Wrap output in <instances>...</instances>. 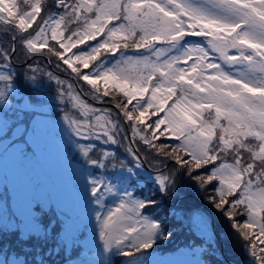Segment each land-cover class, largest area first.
Wrapping results in <instances>:
<instances>
[{
  "label": "snow or ice",
  "instance_id": "1",
  "mask_svg": "<svg viewBox=\"0 0 264 264\" xmlns=\"http://www.w3.org/2000/svg\"><path fill=\"white\" fill-rule=\"evenodd\" d=\"M0 34L8 37L0 40V105L16 92L13 57L23 56L33 73L25 78L46 76L76 114L61 119L93 169L83 186L107 254L100 264L112 255L144 264L146 250L171 238L150 213L184 178L228 219L253 264H264V0H0ZM36 56L71 79L34 66ZM19 107L14 148L27 156L40 145L47 109L28 99ZM145 163L155 170L147 177ZM141 179L155 190L138 195ZM37 209L30 205L26 229H39ZM74 223L50 220L44 238ZM195 223L207 236L206 218Z\"/></svg>",
  "mask_w": 264,
  "mask_h": 264
},
{
  "label": "rangeland",
  "instance_id": "2",
  "mask_svg": "<svg viewBox=\"0 0 264 264\" xmlns=\"http://www.w3.org/2000/svg\"><path fill=\"white\" fill-rule=\"evenodd\" d=\"M51 3L53 4L54 0H49V5ZM51 10L57 11L55 8ZM0 40L6 41L2 38ZM41 57H35L34 66L38 65L43 71H51L55 75H59L61 79H71L66 72L56 67L55 61L49 64L45 57L43 59ZM12 71L17 74L15 82L16 92L10 94L9 105H0V108L3 109V112H0V121H2L0 123V154L14 138L19 137L14 135V130L20 122L19 106L25 99L31 100L33 103H42L46 106L47 111L44 113L43 119L47 121V124L44 127L39 147L37 148L35 145L29 146L27 156H21L14 146L10 153L7 154L6 160L0 156V189L2 190L0 192V207L5 209L4 213L0 215V226L7 230L20 227L26 237H30L31 233H36L44 238L45 227H47L49 222L48 219L53 217H55L54 219L59 217L60 220V217L63 219L74 218L75 223L70 228L71 234L64 232V228L61 227L62 230L57 234L56 248L67 245L64 240L67 237L64 234L68 233L70 236H68L67 251L69 254L73 252L71 241L77 239L76 233L81 230L79 227L84 226L87 222L90 223V236L87 237L88 246L89 248H97L100 240L98 238L99 230L94 219L95 206L89 207L83 186V176L88 172H92L93 169L85 167L83 164V157L79 155L75 148L76 138L71 136L67 126L61 119L64 112H68L69 115L76 114L67 106L61 105L59 100L56 99V85L54 82L49 81L46 76L38 73L36 83H32L25 78L27 75L33 74L28 70L25 57H13ZM73 83L75 82L73 81ZM87 91L88 89L84 88V92L87 93ZM84 99L89 103H94L87 95L84 96ZM32 115L33 113L31 112L24 114L23 122L26 125H28ZM77 118L79 117L77 116ZM116 151L123 159V146L117 148ZM140 155L143 157L147 153L141 149ZM93 158H96V156L93 155ZM149 170L152 171L153 169H151L149 164L145 163V169L141 170L142 175L147 177ZM109 178L113 179L110 174ZM140 181L142 182V179L137 181V183L139 184ZM151 185V181H149L144 187L148 189ZM208 191L210 192L211 188ZM157 198L161 201L160 204L163 208L168 210L175 221H178L182 227L190 226V228L199 229L194 219V216L199 215L206 218L210 232L207 236L203 235L207 243L205 246H189L183 248L179 253L169 254L164 258L152 256V260L149 263L143 259L144 264H155L156 261L158 264H205V262L207 264H216L206 254L210 246L216 249L214 257L219 263L229 261L230 264L233 262H237V264H253V258L249 255L242 241L237 238L228 219L205 199V193L200 191L194 182L184 178L178 184V190L175 195ZM36 203L46 212V215L43 216L41 214L42 217L40 215L36 216L39 229H26V216L30 205ZM45 206L46 208H44ZM83 210L87 211L84 212ZM19 216L23 218V222L17 220ZM212 218L213 222H211ZM169 228L168 230L172 233V236L167 240H161L163 244L168 243L173 239L174 235L176 236L179 233L178 229ZM55 234L53 233L52 235L54 236ZM73 235L75 236L72 237ZM50 238L49 235L44 240L53 245V237L52 239ZM101 245L99 246L100 249L97 248L93 254L87 252L84 255V259L76 264H100V261L106 256ZM7 246L8 243L4 245V248Z\"/></svg>",
  "mask_w": 264,
  "mask_h": 264
},
{
  "label": "trees",
  "instance_id": "3",
  "mask_svg": "<svg viewBox=\"0 0 264 264\" xmlns=\"http://www.w3.org/2000/svg\"><path fill=\"white\" fill-rule=\"evenodd\" d=\"M41 58L43 59V57H41ZM148 174H149V172H148ZM143 181H144V183H142ZM142 182L140 181V183L137 186L138 187L137 188V194H139L140 191H147V188L144 187L146 185L145 180L142 179ZM150 188H152L153 191L155 190L153 185H151ZM165 206L168 208L167 205H165ZM46 211H47V209H46ZM41 214H43V216H45L46 212L41 211L39 209V214L37 213L36 216L38 217V215H40V217H42ZM150 214L153 216L159 217V219L163 220L165 222V224H167V226L170 227L169 229H175V230L178 229L179 230V233L176 236L174 235L173 239H171L168 243L162 245L163 242L161 240H159L157 242V244L153 247L155 250L165 249V247L169 248V249H171L172 247L178 248V247H182V246L197 247V246H205L207 244L205 237L200 235L196 229L190 228V226H183L182 227V225H180L178 223V221H175L174 217L171 216V213L168 212V210H165L161 204L159 205V207L153 209V211ZM54 218L55 217L50 218L48 220L49 221L54 220ZM60 218H61V220H63L62 217H60ZM17 229H19V228H14L13 230H10V232H9V231H7L6 228H3V231L0 232V234L2 236L0 238V260H7L8 262H10L8 260L10 253L12 254L11 261H13L17 257H19L20 259H26L27 264H47L46 262H44L45 260L48 261V264H51L53 262H57L60 260V258L58 257L59 255L55 258L52 257V253L49 252V249H48V248H50L48 242H45L43 245H39L41 243V240L44 239L43 237H41V236L39 237V235H37L36 233H31L30 237H26L24 234H21V231H17ZM68 236H69V234L65 233V237H67L64 239L65 241H68ZM50 237L51 238L53 237V239L55 240V242H54V246H55L57 243L58 235L55 234L53 236L51 234ZM6 243H10V245H9L10 247L8 246L5 249L4 245ZM1 250L2 251L4 250L6 252L2 253ZM61 252L63 253L64 250H62ZM75 253H76V250L74 249L73 254H75ZM54 254L57 255L58 254L57 251L55 253H53V255ZM65 257H66V255L64 254V256L61 258H65ZM120 257H121V255H113L111 257V259L114 261L112 264H121L119 262ZM209 259H212L216 264H230L229 261H226V263L225 262L219 263L214 256H209ZM9 264H11V262Z\"/></svg>",
  "mask_w": 264,
  "mask_h": 264
},
{
  "label": "flooded vegetation",
  "instance_id": "4",
  "mask_svg": "<svg viewBox=\"0 0 264 264\" xmlns=\"http://www.w3.org/2000/svg\"><path fill=\"white\" fill-rule=\"evenodd\" d=\"M0 38L5 39L7 41L8 37L0 34Z\"/></svg>",
  "mask_w": 264,
  "mask_h": 264
},
{
  "label": "water",
  "instance_id": "5",
  "mask_svg": "<svg viewBox=\"0 0 264 264\" xmlns=\"http://www.w3.org/2000/svg\"><path fill=\"white\" fill-rule=\"evenodd\" d=\"M175 203H177V202H175ZM200 230V229H199Z\"/></svg>",
  "mask_w": 264,
  "mask_h": 264
}]
</instances>
